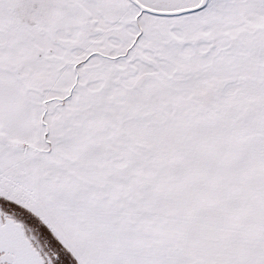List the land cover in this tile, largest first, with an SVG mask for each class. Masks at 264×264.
<instances>
[{"label": "snow or ice", "instance_id": "obj_1", "mask_svg": "<svg viewBox=\"0 0 264 264\" xmlns=\"http://www.w3.org/2000/svg\"><path fill=\"white\" fill-rule=\"evenodd\" d=\"M0 264H264V0H0Z\"/></svg>", "mask_w": 264, "mask_h": 264}]
</instances>
